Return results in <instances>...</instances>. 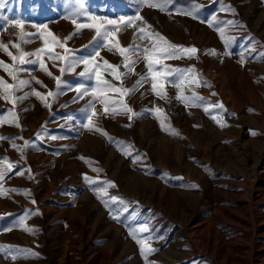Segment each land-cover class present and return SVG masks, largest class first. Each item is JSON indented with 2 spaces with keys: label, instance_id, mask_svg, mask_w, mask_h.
I'll use <instances>...</instances> for the list:
<instances>
[{
  "label": "rangeland",
  "instance_id": "rangeland-1",
  "mask_svg": "<svg viewBox=\"0 0 264 264\" xmlns=\"http://www.w3.org/2000/svg\"><path fill=\"white\" fill-rule=\"evenodd\" d=\"M2 2L0 24L7 31L0 29V40H15L19 30L5 21L22 19L25 30L35 34L23 45L29 52L43 46L41 29L32 25H47L61 40L75 31L64 17L78 2L89 15L105 20L139 11L151 26L146 31L198 50L191 59L164 63L194 69L201 84L176 73L168 77L173 83L164 84L167 99H161L152 91L141 57L123 86L132 88L141 76L147 82L124 97L108 93L114 106L122 100L134 115L114 116L104 114V105L91 96L95 76H80L83 65L62 74L44 57L53 76L61 77L57 88L39 60L29 57L36 62L23 65L19 76L31 83L16 95L36 89L45 101L31 95L14 107L0 99V136L14 138L0 140V158L7 157L0 166H13L0 181L5 190L0 195V264H264V0H173L163 12L140 7L137 0ZM185 11L195 18L181 14ZM73 18L88 22L83 14ZM133 32L127 28L117 34L122 46L133 44ZM138 35L142 52L147 42ZM94 36V30L84 29L68 40L70 58L98 50L103 59L94 63L101 72L104 59L126 72L116 49L90 43ZM54 51L63 55L61 48ZM0 60L12 64L3 52ZM0 76L13 82L2 69ZM104 78L121 85L108 73ZM81 85L89 90L83 99L76 91ZM181 90L184 96L201 97L194 102L199 106L178 100ZM48 91L58 94L48 97ZM90 101L98 113L94 124L107 135L85 127L93 111Z\"/></svg>",
  "mask_w": 264,
  "mask_h": 264
},
{
  "label": "snow or ice",
  "instance_id": "snow-or-ice-1",
  "mask_svg": "<svg viewBox=\"0 0 264 264\" xmlns=\"http://www.w3.org/2000/svg\"><path fill=\"white\" fill-rule=\"evenodd\" d=\"M138 5L140 7L147 6L153 9H159L160 11H166L168 5L173 2V0H137ZM4 7V3L0 0V8ZM83 14L88 22H78L77 19L73 17H79ZM183 15L192 16L193 11H185L181 13ZM65 19L70 20V22L75 26V31L70 33L66 36L63 40L58 38L54 33L48 30L47 25H32V27H38L41 29L40 39L43 41V46L40 48L35 49L32 52L26 51L23 48L24 44L31 43V37L34 36V33L27 32L25 30V21L22 19H7L5 24L11 26L18 31L16 39H10L7 43L3 40H0V52L5 53L12 61V64H8L3 60H0V69L3 70L4 73L7 74L8 77L11 78L13 81L9 83L4 77L0 76V99L10 102L15 105L17 102L25 100L28 96L35 95L36 97L40 98L42 101H45V96L41 92L37 91L36 89H32L30 92H25L21 96H17L16 93L21 91L23 88L28 86L31 81L21 79L19 73L23 71V65L28 63H35L36 61L29 59V57H36L39 60L40 68L42 71L45 72L47 76L54 79L56 81L57 88H59L61 84V77L53 76L52 72L49 71L48 67L46 66L44 57H47L48 60L53 61L52 66L58 67L59 71L63 74L65 72H74L79 65H83V70L80 71L78 74L80 76H95L96 86L91 89V96L94 100H98L100 103L104 105V114H108L109 112L112 115H122L126 113H133V109L129 107L126 103L122 100L119 102V106L117 102L108 95L109 92L119 93L121 97L130 95L131 93L135 92L138 87L142 86L144 83L147 82L146 76H141L139 80L133 85L132 88H125L123 86V78L127 76L129 72H134V65L139 61L142 57L147 63L148 75L151 77L152 84L151 88L152 91L156 93L161 99H167L166 93L164 92V84L165 83H173V81L169 80L168 77L174 76V74L179 73L182 80H191L195 82L197 86H200L201 82L197 80L196 74L194 69L189 68L186 70L181 69H173L171 66L166 65L164 63L165 60L168 59H181L187 58L191 59L197 53V49L192 47H185L183 45H177L174 43L169 42L163 35L158 32H150L146 31V29L151 28L150 25L147 24L144 17L140 15L139 11L133 16L130 17H120L119 21L115 19H102L96 15H89V13L84 9V5L82 2H78V7L76 8L75 12L70 13L68 16L64 17ZM140 22L138 24L137 22ZM229 24L232 21H228ZM143 25V26H141ZM127 28L134 29L133 32V44L125 47L122 46L117 38V34L123 32ZM0 29H4L7 31V28L4 24H0ZM84 29H90L95 31V36L92 38L90 43H96L99 41L100 47H106L108 51H112L113 48L120 54L122 57V66L127 70L126 72H120L119 68L121 65L112 64L108 60L104 59L103 64L106 66L104 68V72H101V65L95 64L94 62L97 58L100 57V52L97 50L94 54H90L88 57L81 58L79 60L75 58H70L71 49H69L66 44L67 41L70 40L73 36L81 33ZM221 32L223 38V30L218 29ZM138 39L141 42H147L142 47L141 52V44L136 43ZM115 43H112V41ZM15 49V53L10 50ZM61 48L63 49V55L58 52L54 51V48ZM87 47V45H85ZM135 57V58H133ZM59 60L61 63L57 65L55 61ZM104 73H108L113 76L114 79L120 80L121 85L117 87L113 85L109 80L104 78ZM187 73L188 75H185ZM35 82L40 84L41 86L46 87L43 85V82L36 79ZM204 85L209 86L207 82H203ZM175 87L178 89L181 88L180 83H176ZM81 89L83 92L81 94ZM77 93L79 94V98L83 99L84 96L89 95V90L81 85L79 88L76 89ZM58 93L48 91V97H54ZM215 95V93H213ZM178 100H182L185 103V106H199L195 101H202V98L199 97L195 92H193L191 97L184 96L182 94V90L178 91L177 97ZM90 107H92L93 111L92 114L89 115L88 120L89 123L85 125L86 128L89 130H95L101 132L103 135H107L106 132H103L102 129L96 127L93 121V117L98 115L97 111L95 110V104L91 101L89 102ZM46 106H50L46 104ZM214 107L223 108L222 104H215ZM156 112H162L163 110L160 108L155 109ZM204 111L207 113L208 108L205 107ZM251 111V109H249ZM15 116L14 113H12ZM133 115H129L128 119L132 120ZM216 119V117H212ZM0 123H3V120L0 119ZM19 127V125H16ZM163 127V124L161 125ZM224 126V125H222ZM172 134L175 133V130H172ZM253 135L256 133L253 132ZM14 138L3 137L0 136V140H9L12 141ZM28 141H25V146L28 145ZM13 147L17 148V150L22 152L17 145L13 143ZM0 161H7V157L0 158ZM12 164L9 162L7 169H4L0 166V181H3L5 178V172L11 171ZM23 175V173H17ZM106 185L109 187H114L115 185L112 182H105ZM192 187H196V185H192ZM4 189L2 185H0V195H3ZM7 191H16L15 189H8ZM103 191V190H101ZM107 194L106 192L104 193ZM111 200L117 201L118 198L115 196L111 197ZM34 203V201H33ZM23 224V220L21 221ZM26 231H32L30 228H25ZM141 231H146V228H141ZM137 243H142L141 241H137ZM143 253V248L141 249ZM149 251H155L154 249H149Z\"/></svg>",
  "mask_w": 264,
  "mask_h": 264
},
{
  "label": "bare ground",
  "instance_id": "bare-ground-1",
  "mask_svg": "<svg viewBox=\"0 0 264 264\" xmlns=\"http://www.w3.org/2000/svg\"><path fill=\"white\" fill-rule=\"evenodd\" d=\"M48 13H49V14H52V11H51L50 9H48Z\"/></svg>",
  "mask_w": 264,
  "mask_h": 264
}]
</instances>
